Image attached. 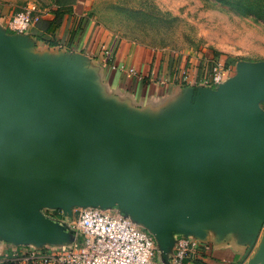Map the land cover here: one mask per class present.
Returning <instances> with one entry per match:
<instances>
[{
    "label": "crops",
    "instance_id": "obj_1",
    "mask_svg": "<svg viewBox=\"0 0 264 264\" xmlns=\"http://www.w3.org/2000/svg\"><path fill=\"white\" fill-rule=\"evenodd\" d=\"M93 13L92 0H54L26 33L16 34L9 28L14 10L0 5V53L114 143L157 151L198 135L218 117L217 102L238 77V66L209 53L162 57L110 34ZM120 66L137 73L122 72ZM9 131L0 116V133ZM19 158L0 145V176L16 173ZM249 173L264 175V153ZM76 208L39 207L32 231L17 236L20 221H0V264L15 252L63 250L55 240L60 232L68 233L64 240L70 245L79 242L72 232ZM104 211L141 221L154 244L153 264H170L181 238L194 247L185 264H256L264 249V205L256 199L201 214L175 211L161 223L154 211L118 206Z\"/></svg>",
    "mask_w": 264,
    "mask_h": 264
},
{
    "label": "water",
    "instance_id": "obj_2",
    "mask_svg": "<svg viewBox=\"0 0 264 264\" xmlns=\"http://www.w3.org/2000/svg\"><path fill=\"white\" fill-rule=\"evenodd\" d=\"M263 97L264 64L241 67L210 125L155 151L106 140L0 53V116L10 125L0 145L20 155L16 173L0 176V221H20L17 236L32 231L42 206L154 211L161 223L175 211L201 214L239 199L264 205V175L249 173L264 153ZM125 217L141 226L136 216ZM67 235L55 240L69 246ZM255 258L264 264V249Z\"/></svg>",
    "mask_w": 264,
    "mask_h": 264
},
{
    "label": "rangeland",
    "instance_id": "obj_3",
    "mask_svg": "<svg viewBox=\"0 0 264 264\" xmlns=\"http://www.w3.org/2000/svg\"><path fill=\"white\" fill-rule=\"evenodd\" d=\"M53 1L0 5L14 13L34 5L42 15ZM92 7L107 32L162 57L209 53L239 68L264 64V0H92ZM258 107L264 116V97Z\"/></svg>",
    "mask_w": 264,
    "mask_h": 264
},
{
    "label": "built area",
    "instance_id": "obj_4",
    "mask_svg": "<svg viewBox=\"0 0 264 264\" xmlns=\"http://www.w3.org/2000/svg\"><path fill=\"white\" fill-rule=\"evenodd\" d=\"M40 16L34 5H28L13 14L9 28L16 34L26 33ZM119 70L131 75L137 73L124 66ZM214 78L220 80L219 67L214 69ZM72 232L80 236V241L65 246L61 251L15 252L10 254L5 264H153L151 237L123 215L97 208H79ZM193 248L185 238L178 240L170 264H185Z\"/></svg>",
    "mask_w": 264,
    "mask_h": 264
}]
</instances>
